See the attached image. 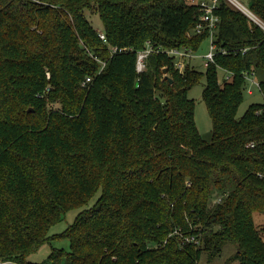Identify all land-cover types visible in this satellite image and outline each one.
<instances>
[{
  "label": "trees",
  "instance_id": "obj_1",
  "mask_svg": "<svg viewBox=\"0 0 264 264\" xmlns=\"http://www.w3.org/2000/svg\"><path fill=\"white\" fill-rule=\"evenodd\" d=\"M203 1L0 0V264H199L226 244L264 264V102L238 116L247 74L264 97V28L219 0L213 61L180 72L166 50L201 48ZM203 76L209 140L188 95ZM55 238L69 249L28 260Z\"/></svg>",
  "mask_w": 264,
  "mask_h": 264
},
{
  "label": "rangeland",
  "instance_id": "obj_2",
  "mask_svg": "<svg viewBox=\"0 0 264 264\" xmlns=\"http://www.w3.org/2000/svg\"><path fill=\"white\" fill-rule=\"evenodd\" d=\"M237 1H239L245 6H248V0H237ZM230 4L233 5L231 2ZM88 18L92 22L93 26L98 30V32L103 29L102 22L98 14H88ZM208 46H209V41L207 39L202 43L201 48L199 50L194 51L190 56L186 57L187 61H189V63L195 69H198L203 72L206 69L207 59L205 58L204 55L208 51ZM47 75L48 77L50 76L49 72H47ZM206 84H207L206 77L203 76L201 81L190 89L188 95L190 98L194 99L195 121L197 128L200 132V135L204 139L209 140L211 139L212 136L213 122L202 97V93L204 88L206 87ZM253 89H254L253 93H248L246 90H244V99L239 107L238 116H241L246 111V109L250 104L264 102V97L261 91L259 90V87L254 86ZM53 106L57 107V104H54ZM215 201H217V199H213V203H215ZM78 211L79 209H74L67 212L66 218L61 223L53 226L50 232L57 233L63 231L66 227H68L70 224L74 222V219ZM254 216L257 224L264 223V214L255 213ZM53 246L57 248H65L68 250L69 240L66 238H61V239L55 238L53 240L44 242L36 252H33L28 256V260L35 263H41L45 261L51 251V247ZM235 250H236L235 245L226 244L221 254L218 255L213 260H209L207 255L203 253L200 258L199 264H239L237 260H228V257L232 255L235 252ZM6 264H16V263L9 262Z\"/></svg>",
  "mask_w": 264,
  "mask_h": 264
},
{
  "label": "built area",
  "instance_id": "obj_3",
  "mask_svg": "<svg viewBox=\"0 0 264 264\" xmlns=\"http://www.w3.org/2000/svg\"><path fill=\"white\" fill-rule=\"evenodd\" d=\"M218 1L219 0H207L203 1L201 3V11L202 15L200 17V23L196 26L195 31L197 33H201L204 30H207L209 32L208 35V41H209V46H208V51L205 53V58L207 59L206 65L208 64L209 61H213L214 55H215V50H216V45L213 43V31L216 28L217 22L219 20V17L214 13V9L218 6ZM229 3L231 2L236 8L240 9L242 12H244L250 19H252L254 22L259 24L262 28H264V21H262L248 6L243 5L237 0H227ZM99 35L102 39L105 40V34L102 30L99 31ZM130 48L128 47H122L119 48L117 46H114L110 49L111 55L123 52V51H128ZM160 51L161 49L153 48L151 45L150 41L147 42V46L145 49L138 51L137 54V71H143L145 68V61L146 57L148 56L149 53L152 51ZM168 54L175 55L176 61H175V67L180 71L183 72L184 67H185V61L187 60L186 57L190 56L194 51L191 49H168L166 50ZM246 80L248 81V84L246 86V91L248 93H253V87L257 86L259 87V82L255 78V75L253 73L247 74L246 75ZM92 81V77L88 76L86 77L81 83L80 87L81 88H87L89 84ZM49 90V88H47ZM253 142L248 143V146L253 147ZM186 242H196L195 238L192 237H185ZM197 243V242H196Z\"/></svg>",
  "mask_w": 264,
  "mask_h": 264
},
{
  "label": "water",
  "instance_id": "obj_4",
  "mask_svg": "<svg viewBox=\"0 0 264 264\" xmlns=\"http://www.w3.org/2000/svg\"><path fill=\"white\" fill-rule=\"evenodd\" d=\"M163 72H164V73L167 72V68H166V67L163 69ZM170 81H171V79H170Z\"/></svg>",
  "mask_w": 264,
  "mask_h": 264
}]
</instances>
